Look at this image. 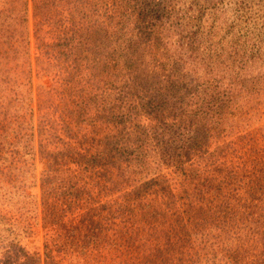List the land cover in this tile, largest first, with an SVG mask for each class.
Returning <instances> with one entry per match:
<instances>
[{
    "label": "rangeland",
    "instance_id": "rangeland-1",
    "mask_svg": "<svg viewBox=\"0 0 264 264\" xmlns=\"http://www.w3.org/2000/svg\"><path fill=\"white\" fill-rule=\"evenodd\" d=\"M53 3L7 63L0 264H264V0ZM72 27L83 116L52 47Z\"/></svg>",
    "mask_w": 264,
    "mask_h": 264
},
{
    "label": "trees",
    "instance_id": "trees-1",
    "mask_svg": "<svg viewBox=\"0 0 264 264\" xmlns=\"http://www.w3.org/2000/svg\"><path fill=\"white\" fill-rule=\"evenodd\" d=\"M53 2H54L53 3L54 5L58 4L57 0H53ZM42 3L46 4V1ZM42 8L47 9V4L46 6ZM74 17H76L75 14L72 15L73 24L76 23ZM27 22H28V0H7V2L4 5L0 3V98H1V94L5 95V91H7V89L9 88L8 87L9 83L13 79V74H10L11 71L7 66L8 61L11 60L10 57L13 56V54H21V55L29 54L28 49H27L29 46V37H28L27 29H26ZM77 34L78 32L75 31L74 27H72L70 35L68 34L63 35L62 37H59L57 41L52 43L53 49L59 50L60 56L64 57V59L67 61H71L70 64H73V67L76 68L75 71L72 72L74 73V76H75L76 71H77L76 76L84 73L83 71L84 68L82 67V59L84 57H81V54L83 52V48L81 47V45L83 41H81L80 43L75 42V38ZM81 36L86 37V38H83V40L88 39L92 43L91 35L82 34ZM100 40L103 44H105V48L106 47L108 48L109 47L108 44L112 42L111 37L108 36L106 33H104V31L101 29L99 33H97V37L94 40L96 41L94 42V44L96 43L98 48H100L99 46ZM97 46L95 45V47ZM91 50H92V47L90 48V51ZM123 56H124V53L122 52V47H121V44L119 43L116 49H113V48L110 49L107 62L112 67H113V62H114V67H116V69L120 72L121 69L123 68V66H121V61H122ZM91 67L94 69V72L92 74L98 73L99 74L98 78L99 76H101L100 74L102 75L105 74L103 75L104 77L108 76L107 79H105L107 84L110 83V79L113 73L109 74V72L108 73L104 72L106 71V68L109 69L107 65L106 66L103 65L101 68H99L98 63H96V64L91 65ZM86 69L89 72L90 66L86 67ZM72 73L69 72L68 74L71 75ZM76 76L75 78H73V81L71 84L75 82ZM114 76L118 77L116 73ZM99 83L97 84L99 85ZM78 84H80L78 81L75 82V84H73V87H72L73 92L71 93L77 101V106L75 107V109H71L69 111L73 116H77V115L83 116L86 114V110H87V107L85 105V100L83 98L86 89L84 87H78ZM109 85L111 86L114 85V82L111 81ZM17 88L19 90L18 93L22 91L20 86H18ZM110 89H114V88H110ZM27 97L28 95L23 94L18 101L20 102L22 101L24 103ZM18 101H16L15 103L10 101L8 103L11 106V108H14L12 110L11 115L16 114L17 108L13 106ZM1 110L2 108L0 105V112ZM0 118H1L0 121L2 122V120L4 118H8V116L7 114H5V116L3 115L2 117L1 115ZM2 135H3L2 132H0V139L2 138ZM3 143L4 142L0 141V145H2ZM0 153H1V148H0Z\"/></svg>",
    "mask_w": 264,
    "mask_h": 264
}]
</instances>
